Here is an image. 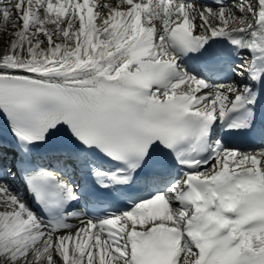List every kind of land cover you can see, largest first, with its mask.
Here are the masks:
<instances>
[{
    "label": "snow or ice",
    "instance_id": "obj_1",
    "mask_svg": "<svg viewBox=\"0 0 264 264\" xmlns=\"http://www.w3.org/2000/svg\"><path fill=\"white\" fill-rule=\"evenodd\" d=\"M0 19V264H264V0Z\"/></svg>",
    "mask_w": 264,
    "mask_h": 264
},
{
    "label": "bare ground",
    "instance_id": "obj_2",
    "mask_svg": "<svg viewBox=\"0 0 264 264\" xmlns=\"http://www.w3.org/2000/svg\"><path fill=\"white\" fill-rule=\"evenodd\" d=\"M3 24L2 19H0V25ZM12 28H11V22H9L8 26L4 29V31L0 32V48L3 47L4 42L8 39H11V37L9 35H7V33L11 32Z\"/></svg>",
    "mask_w": 264,
    "mask_h": 264
}]
</instances>
